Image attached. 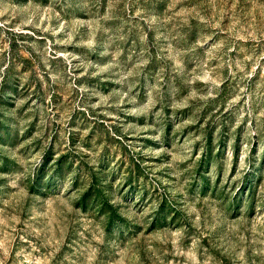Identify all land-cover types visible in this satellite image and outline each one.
<instances>
[{
	"label": "rangeland",
	"instance_id": "obj_1",
	"mask_svg": "<svg viewBox=\"0 0 264 264\" xmlns=\"http://www.w3.org/2000/svg\"><path fill=\"white\" fill-rule=\"evenodd\" d=\"M0 264H264V0H0Z\"/></svg>",
	"mask_w": 264,
	"mask_h": 264
},
{
	"label": "trees",
	"instance_id": "obj_2",
	"mask_svg": "<svg viewBox=\"0 0 264 264\" xmlns=\"http://www.w3.org/2000/svg\"><path fill=\"white\" fill-rule=\"evenodd\" d=\"M49 157V151L46 150L43 154L42 162L39 165V173H36L33 182H38L39 177H41L42 173L44 172V164L47 160H49ZM61 158L62 156H59L54 160L53 166L55 169L58 167L60 169L62 164ZM89 177L90 183L88 184L87 188L79 195L78 203L82 208H87L90 206L95 208L99 214L104 216L106 223L113 222V218L117 213V208L112 203H110V201L103 197V193L99 190L94 172H91Z\"/></svg>",
	"mask_w": 264,
	"mask_h": 264
}]
</instances>
